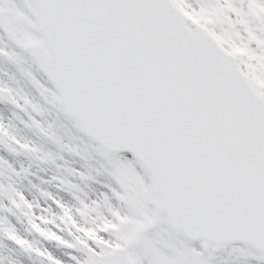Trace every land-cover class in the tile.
Segmentation results:
<instances>
[{
    "label": "snow or ice",
    "instance_id": "1",
    "mask_svg": "<svg viewBox=\"0 0 264 264\" xmlns=\"http://www.w3.org/2000/svg\"><path fill=\"white\" fill-rule=\"evenodd\" d=\"M25 3L56 57L52 87L38 86L67 102L111 180L75 209L49 194L74 240L30 218L33 230L82 250L75 264H211L225 245L264 264V0Z\"/></svg>",
    "mask_w": 264,
    "mask_h": 264
},
{
    "label": "rangeland",
    "instance_id": "2",
    "mask_svg": "<svg viewBox=\"0 0 264 264\" xmlns=\"http://www.w3.org/2000/svg\"><path fill=\"white\" fill-rule=\"evenodd\" d=\"M29 17L20 0H0V88L10 90L0 94V139L12 150L8 153L4 147L0 157V225L31 246H19L0 231V264H49L31 249L51 253L64 264H75L70 256L83 257L82 250L45 239L33 230L29 219L46 231H59L67 240L69 232L54 215L60 210L49 194L75 209L80 200L93 201L95 194L102 199L111 180L92 145L85 144L87 140L59 112L55 95L38 86L51 88L22 48L35 38L28 30ZM18 193L31 202V210L13 203L19 202ZM40 216L55 223L40 222L36 219ZM97 221L89 217L81 222L93 226ZM210 259L211 264H257L234 246L210 254Z\"/></svg>",
    "mask_w": 264,
    "mask_h": 264
},
{
    "label": "water",
    "instance_id": "3",
    "mask_svg": "<svg viewBox=\"0 0 264 264\" xmlns=\"http://www.w3.org/2000/svg\"><path fill=\"white\" fill-rule=\"evenodd\" d=\"M23 4L25 6V8L27 9V11L33 16L34 12L32 9L28 8L25 0H22ZM59 23H63V24H68V25H79L81 23V21L72 18L70 20H60ZM25 49L27 50V52L29 53V55L33 58L34 62L36 63V65L38 66V68L42 71V73L46 76V78L49 80L48 75H47V71L45 68V65H51L54 64L56 62V57L53 56L52 52L48 50V48L44 47L42 45V43L40 41H38L37 39L31 42H28L24 45ZM55 47V46H54ZM30 49H36L39 50L40 53V58L37 59V57L33 54L32 51H30ZM57 103H58V107L60 108V110L63 112V114L65 116H67L69 119H71L76 127H77V121L76 119L69 115L66 111L63 105H66V101L57 99ZM78 128V127H77ZM219 250V249H217ZM216 251V250H215Z\"/></svg>",
    "mask_w": 264,
    "mask_h": 264
}]
</instances>
